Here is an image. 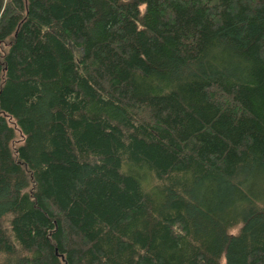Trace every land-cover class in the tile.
I'll return each instance as SVG.
<instances>
[{
  "label": "trees",
  "instance_id": "obj_1",
  "mask_svg": "<svg viewBox=\"0 0 264 264\" xmlns=\"http://www.w3.org/2000/svg\"><path fill=\"white\" fill-rule=\"evenodd\" d=\"M0 264H264V0H0Z\"/></svg>",
  "mask_w": 264,
  "mask_h": 264
},
{
  "label": "rangeland",
  "instance_id": "obj_2",
  "mask_svg": "<svg viewBox=\"0 0 264 264\" xmlns=\"http://www.w3.org/2000/svg\"><path fill=\"white\" fill-rule=\"evenodd\" d=\"M231 232H232V233H233V232H235V228H234V229H232V230H231Z\"/></svg>",
  "mask_w": 264,
  "mask_h": 264
}]
</instances>
